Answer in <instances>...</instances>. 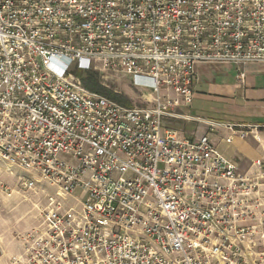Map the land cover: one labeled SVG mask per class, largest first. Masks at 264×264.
<instances>
[{"label":"built area","instance_id":"built-area-1","mask_svg":"<svg viewBox=\"0 0 264 264\" xmlns=\"http://www.w3.org/2000/svg\"><path fill=\"white\" fill-rule=\"evenodd\" d=\"M96 63L148 105L73 75ZM198 64H264V0H0V163L35 173L24 192L60 191L11 264H264V174L221 155L217 124L165 125L187 118L170 94L193 103Z\"/></svg>","mask_w":264,"mask_h":264},{"label":"crops","instance_id":"crops-1","mask_svg":"<svg viewBox=\"0 0 264 264\" xmlns=\"http://www.w3.org/2000/svg\"><path fill=\"white\" fill-rule=\"evenodd\" d=\"M239 74L244 75L243 80ZM170 96L177 104L176 112L187 118L167 119L168 129L197 140L210 132L208 123L217 124V132L209 136L221 155L234 164L240 174H264V165H254L256 160L264 157V64L241 68L198 64L193 103L185 106L180 97L173 93ZM244 131L247 134L242 137ZM0 166L4 167L1 163ZM3 182L9 185L7 181ZM261 190L264 194V186ZM13 196L0 195L2 211L4 207L11 214L18 209L20 202L14 201ZM7 216L6 213L0 216V224L9 228L11 218ZM11 228L8 235L0 233V260L5 259L6 264L21 250V242L15 233L27 231L17 230L12 225Z\"/></svg>","mask_w":264,"mask_h":264},{"label":"rangeland","instance_id":"rangeland-1","mask_svg":"<svg viewBox=\"0 0 264 264\" xmlns=\"http://www.w3.org/2000/svg\"><path fill=\"white\" fill-rule=\"evenodd\" d=\"M94 67L95 68L87 72H83V71L73 72V75L76 78L82 80V82L83 79L89 76L95 77L96 79H98L99 84L102 87L113 92L115 95L119 96L120 98H123L125 101L129 102L131 106L148 105L146 99L142 97L140 91H138V89L134 86L132 79L126 78L123 75L107 78L102 72V67L100 63H96ZM0 169H1L0 180L1 181L5 180L9 185H12L11 186L12 188L20 189L22 191L20 194H16V193L13 194L14 195L13 200L20 202L18 209H15L11 214H10L11 211L4 209V207H3V211L0 209V216L3 217V215L6 213L8 215L7 218L8 219L9 217L11 218V221H9L8 223L9 228L5 226L3 223L0 224V233L2 235H8L9 231L11 233L12 231L11 225L15 227V229L17 230L27 229V231L39 226L41 222L40 210L48 206V198L50 196H54V197L57 196V194L60 192L59 189L49 185L46 182H42L38 186L39 193L30 192V191L24 192L23 191L24 182L28 181L31 178H35L36 180H38L36 178L35 173L27 172L21 170L20 168H14L11 170V172L4 171L5 168L2 166H0ZM0 195L4 197H8L1 190H0ZM82 198H83V194L80 191H78L75 194V196L65 195L63 197L67 206L73 207L78 210L81 209L79 201ZM27 231L19 232V233L16 232L15 233L16 239L20 241V237ZM5 262H6L5 259L0 260V264H6ZM8 264L11 263H9L8 261Z\"/></svg>","mask_w":264,"mask_h":264},{"label":"trees","instance_id":"trees-1","mask_svg":"<svg viewBox=\"0 0 264 264\" xmlns=\"http://www.w3.org/2000/svg\"><path fill=\"white\" fill-rule=\"evenodd\" d=\"M83 83L85 84V86L89 89H91L92 91L99 93L101 95H104L106 97H108L109 99H112L124 106H131V104L127 101H125L123 98H120L119 96L115 95L113 92L109 91L108 89L102 87L99 84L98 79H96L95 77L89 76L85 79H83Z\"/></svg>","mask_w":264,"mask_h":264}]
</instances>
